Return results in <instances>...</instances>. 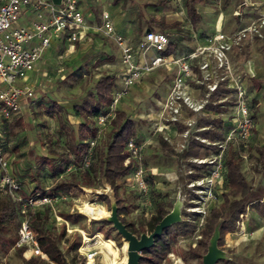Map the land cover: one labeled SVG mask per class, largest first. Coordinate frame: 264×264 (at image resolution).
Instances as JSON below:
<instances>
[{
  "label": "rangeland",
  "instance_id": "rangeland-1",
  "mask_svg": "<svg viewBox=\"0 0 264 264\" xmlns=\"http://www.w3.org/2000/svg\"><path fill=\"white\" fill-rule=\"evenodd\" d=\"M105 1L107 0H76L89 13L91 24H98ZM182 1L158 2V5L164 7L158 16L163 22H178L174 29L166 32L179 41V55L192 50L195 42L206 47L202 54L194 58V75L189 80L191 95L202 106L201 109L196 112L182 111L178 121L165 131L158 132L152 128L156 104L158 100L164 99L175 69H156L148 73L145 80L130 86L116 103V110L123 111L135 124L139 153L134 166L141 169L145 183L144 188L139 189L128 185L123 179L119 190L127 208L123 218L147 233L146 223L154 213L155 204L159 201H171L173 204L178 197L182 203L180 221L185 219L195 224L193 231L187 234L176 231L167 235L162 256L165 252L168 255L162 264H200L206 249L197 248L196 240L208 209L218 204L216 201L221 199L224 191L222 160L227 151L233 150L240 158V169L252 187L260 184L264 186V158L255 151L264 144V1L254 0L257 1V7H254L253 0H245V3L243 0H228L227 6L221 8L220 0H206L197 4L200 18L195 24L189 21ZM116 3L117 0L111 1V7ZM137 4L136 0H123L122 5L125 10L131 6V10L135 11V19L148 20L150 14L145 11V7L144 13H138ZM121 17L117 16L122 24ZM147 26L157 27L156 24ZM117 31L134 39L141 34L142 26L134 33H126L121 26ZM221 46L227 48L223 49L224 57L218 59L211 49ZM50 48L51 53H46V50L41 53L40 70L27 81L33 97L20 104L19 113L7 126L0 127V152L6 163L7 173L20 181L24 189H30L34 184L30 182L28 173L38 166L37 159L40 155L55 159L59 155L71 158L66 149V134L59 128V121L63 122V128L75 129L81 118L74 115L73 104L81 99L98 77L115 75L121 66L115 44L96 33L88 35L81 44L75 43L70 52L64 50L59 40L52 39ZM202 63L205 67L200 66ZM79 65L82 73L80 76L73 73ZM114 83L119 87V79L115 78ZM50 100L60 107L59 119L44 112L43 107ZM207 103L217 105L219 110L205 109ZM242 108L249 117L253 116L250 118V134L245 138L236 129ZM206 116L219 119V122L206 126L220 133V139L214 142L220 146L219 150L215 152L209 148H201L197 157L184 159L182 153L188 140L193 138L196 131L205 127L199 118ZM186 122H190V125L187 126ZM110 129L111 121L100 128L94 153L102 149ZM184 132L188 135L186 139L182 137ZM187 161L207 163V168L205 171H197L200 177L188 180L186 175L193 172V169L187 166ZM218 165L220 168H217ZM69 169L62 177H73L80 185L79 190L57 199L55 214L61 219L70 215L69 219L74 222L75 227L88 233L97 231L102 237L110 239L116 258L122 259L126 241L112 228L105 233L110 227L105 218L114 201L109 186L98 178L96 170H92L90 174L94 185L87 186L81 183V171L75 167ZM215 170L218 171L216 176L212 175ZM42 177L45 185L51 183L50 179L45 178V171ZM209 183L214 200L208 198L206 187ZM261 198H264V194ZM84 207L95 213V217L85 213ZM50 218L58 233L63 222L55 220L53 215ZM77 239L76 232L64 234L61 239L60 250L65 264L71 263L73 251L69 248ZM224 239L220 249L225 258L239 255L246 258L245 264H264V218L253 211L240 217L235 231L227 233ZM185 253H190L186 259L183 258ZM140 256L139 264H149L151 255L148 252L142 251ZM3 258L5 264H20L12 249L4 255L0 253L1 262Z\"/></svg>",
  "mask_w": 264,
  "mask_h": 264
},
{
  "label": "built area",
  "instance_id": "built-area-1",
  "mask_svg": "<svg viewBox=\"0 0 264 264\" xmlns=\"http://www.w3.org/2000/svg\"><path fill=\"white\" fill-rule=\"evenodd\" d=\"M90 27L76 0H61L59 5L53 4L50 0H0V127L17 116L21 103L30 101L33 97V91L27 84L29 74L40 59L41 53L50 46V41L53 38L65 39L66 51H71L74 44L86 36ZM93 27L103 37L110 39L118 49L121 64L118 73L120 85L113 88L111 101L104 113L93 117L95 134L88 140V148L80 164L83 168L88 167L92 160L100 128L114 118L117 111L116 103L130 86L139 83L148 73L160 68L175 69L164 99L157 104L155 120L152 123L155 131H165L173 126L182 111L196 112L202 107L191 95L189 80L194 75L193 60L202 54L205 46L195 42L193 49L182 55L174 51L164 55L161 52L170 44L169 38L166 33L155 30L144 31L136 43L131 45L115 31L107 10H101L99 22ZM226 48L221 46L210 49L218 59H222L223 49ZM200 66L205 67L203 63ZM185 124L189 126L190 122ZM236 129L242 138L250 134L251 119L244 108ZM187 136V132L182 134L184 139ZM191 139H197L205 144L211 143L195 134ZM181 146L183 147V144ZM217 147L219 150L220 146ZM125 149L128 156L123 163L126 164L129 159L135 161L139 153V143L130 139ZM69 168L74 169L70 165L64 173L68 172ZM217 170L212 175H218ZM125 180L132 187L143 189L145 186L139 166H134ZM210 184L206 187L207 194L208 198H212L210 200H214ZM20 189H23L22 185L8 175L6 163L0 152V195L7 194L15 201L20 213V221L10 249L20 250L24 258L35 257L48 264H65L49 259L39 248L30 226L31 213L37 208L47 206L55 220L63 222L65 234L74 232L78 234L77 264H125V259L116 258L115 248L110 239L102 237L97 231L88 233L55 214L54 205L57 199L64 195L48 196L36 193L22 196L18 193ZM216 202L219 203L220 200ZM83 210L90 217L96 215L85 207ZM0 264H5V258Z\"/></svg>",
  "mask_w": 264,
  "mask_h": 264
},
{
  "label": "trees",
  "instance_id": "trees-1",
  "mask_svg": "<svg viewBox=\"0 0 264 264\" xmlns=\"http://www.w3.org/2000/svg\"><path fill=\"white\" fill-rule=\"evenodd\" d=\"M205 1L206 0H184L185 13L192 24L199 19V12L196 5ZM221 5L224 6V0H221ZM155 23L161 31H165V29L177 25V22L166 24L162 20H158ZM172 51H174V45L169 44L161 54L165 55ZM80 70L81 66L79 65L73 73L80 76L82 74ZM114 81L115 75L113 74H105L98 77L81 99L73 104L72 111L74 115L81 118V121L77 123L75 129L63 128V122L59 121V128L62 130V133L66 134V149L68 154L71 155V158L59 155L55 159L53 157L40 155L37 159L39 161L38 166L29 170L28 173L30 182H34L33 186L30 189H20L18 193L22 196L36 193L48 196L66 195L76 189L79 190L80 186L73 177L69 179H64L62 177L67 167L72 165L77 170L81 171V183L87 186L94 185V180L90 174L92 170H96L95 172L98 178L103 180L111 190L116 204L118 219L131 233L138 235L143 229L135 227L123 218L122 215L126 214L127 208L119 195L123 179L126 178L134 168V161L132 159H129L126 164L123 163L128 156V152L125 149L126 143L130 139H134L137 142L133 120L125 115L123 111H116L114 118L111 120V129L108 133V138L102 149L94 153L93 148L92 160L88 167H80L88 148V140L95 134L93 117L104 113L106 107L110 103L112 91L115 87ZM43 108L46 115H55L57 119H59L60 107L55 101L50 100L49 104L44 105ZM205 109L218 111L219 107L207 103L205 104ZM250 118H253V116L251 115ZM199 120L205 128L196 131L194 134L211 143L205 144L197 139H190L182 153L184 159L197 157L201 148H209L215 152L218 151V147L214 142L220 139V133L206 126L211 123L219 122V119H211L206 116L200 117ZM8 122L2 126H7ZM160 141L164 144L162 139H160ZM255 151L259 156L264 158V144L256 148ZM222 163L225 180L224 191L221 193L220 202L216 206L210 207L203 218V222L199 228V237L196 240L197 248L206 249L208 239L216 225L219 232L216 245L222 248L225 235L235 231L240 217L247 211H253L259 217L264 218V198H261V195L264 194L263 184L255 187L251 186L240 169V158L233 150L227 151ZM186 164L191 170L193 169V172L186 175L188 180L200 177L201 175L197 173V171H205L207 168V163L187 161ZM44 171L45 178L51 180V183L48 185H45L42 181V173H44ZM16 181L22 185L20 181ZM171 206V201H159L155 204L154 213L146 223L148 232H150L160 218L170 210ZM50 215L52 214L47 206L35 209V211L31 213L30 226L35 233L39 248L47 254L49 259L56 263H64L63 254L60 250V242L65 234L64 224L60 226L58 233H56L55 225ZM181 215H183L182 212ZM69 216L70 215H65L63 219L73 224L74 222L69 219ZM19 221L20 213L17 203L7 194L0 195V253L3 255L11 248L14 240V232L18 227ZM106 223L109 224L108 222ZM110 228L112 227H108L105 233H107ZM194 228L195 224L185 219L164 228L160 235L153 239V244L150 249L146 251L151 255V259L148 261L149 264H157L160 258L158 264H162L165 261L168 252H165L163 256L162 252L165 248L168 234H174L176 231H179L181 234H187L193 231ZM78 243L79 236L76 241L71 243L69 248V250L73 251L70 264H77L76 248ZM14 252L20 260V264H48L35 257L24 258L21 251L18 249L14 250ZM187 255L189 256L190 253H185L183 258L186 259ZM245 261H247L246 258L234 255L229 258L219 259L215 264H245Z\"/></svg>",
  "mask_w": 264,
  "mask_h": 264
},
{
  "label": "crops",
  "instance_id": "crops-1",
  "mask_svg": "<svg viewBox=\"0 0 264 264\" xmlns=\"http://www.w3.org/2000/svg\"><path fill=\"white\" fill-rule=\"evenodd\" d=\"M111 1H113V0H107V1H105V4H104V7L105 8H107V6H108V8L107 9H105V8H103L102 10H107V12L109 13V17H110V20H111V22H112V24H113V26H114V29H115V31L117 32V33H119L117 30H118V27L119 26H121L122 27V29L126 32V33H134V32H136L137 31V29H139V27L140 26H142V32H141V34L138 36V37H136V38H132L131 36H125V35H122L124 38H125V40L129 43V44H131V45H134L135 43H136V41L142 36V34H143V32L144 31H146V30H155V31H161V30H159L158 29V25L155 23L156 21H158V20H161V19H159V12L161 11V9L162 8H164V7H161V5H158V2H160V3H163L164 2V0H136V2H138V8L140 9H138L137 11H138V13H144L145 11H147L149 14H150V18L148 19V20H146V19H135V17H134V15H135V11H133V10H131V6H129L126 10H125V7H123V0H117V3L116 4H114V6L113 7H111V4H110V2ZM259 1H264V0H259ZM183 2V7H184V11H185V6H184V0L182 1ZM227 2H228V0H224V6H222L221 5V0H220V4H219V7H221V8H224V7H226L227 6ZM243 2L245 3V0H243ZM253 3H255V5H253L254 7H257V1H254L253 0ZM201 4V3H200ZM79 6V5H78ZM197 6V5H196ZM144 7H145V11H144ZM79 8L81 9V11H82V13H83V15H84V18H85V20H86V22L89 24V26H91L90 27V29L88 30V33L86 34V36L83 38V39H81L80 41H78L77 43L79 44H81L83 41H85V39H87L88 38V35H91V34H93V33H96V34H98L100 37H102V38H105V37H103L99 32H97L96 30H94V25H96L95 23L94 24H91L89 21H90V17H89V13H87L86 11H84L80 6H79ZM89 9V8H88ZM197 10H198V8H197ZM199 12V11H198ZM132 14V15H131ZM118 15H120V16H122L121 17V20H122V24H121V22H119L118 21V18H117V16ZM199 18H200V13H199ZM99 19H100V14H99ZM199 20V19H198ZM163 21V20H162ZM172 22H177V21H169V22H167V21H165L164 23H166V24H168V23H172ZM197 22V21H196ZM195 22V23H196ZM194 23V24H195ZM157 25V27H154V26H147V25ZM177 25H178V22H177ZM176 25V26H177ZM176 26H174V27H176ZM174 27H169V29H165V31H162V32H164V33H166V35L168 36V38H169V41H170V44H172V45H174V52L176 53V54H178L177 53V49H178V45H179V41H177L176 39H174V38H172L171 36V34L169 33V32H166L167 30H170V29H174ZM120 34V33H119ZM121 35V34H120ZM105 39H107V38H105ZM53 40H59L61 43H62V45H63V47H64V50L66 51V48H67V42L65 41V39H62V38H53ZM108 40H110V39H108ZM111 41V40H110ZM46 50V53L48 52V51H50V53H51V48H50V46L47 48V49H45ZM71 51H73V50H71ZM67 52H70V51H67ZM179 55V54H178ZM118 60H119V58H118ZM41 62H42V58L40 57V59L36 62V64H35V66H34V69L30 72V74H29V79H30V76H32V75H35V73L36 72H38L39 70H40V67H41ZM159 70H162V68H160ZM118 73H119V71L115 74V78L116 79H118ZM147 78V75L146 76H144L140 81H139V83L141 82V81H143V80H145ZM138 84V83H137ZM160 100H158V102H159ZM158 104V103H157ZM156 104V105H157ZM248 212V211H247ZM230 233V232H229Z\"/></svg>",
  "mask_w": 264,
  "mask_h": 264
},
{
  "label": "water",
  "instance_id": "water-1",
  "mask_svg": "<svg viewBox=\"0 0 264 264\" xmlns=\"http://www.w3.org/2000/svg\"><path fill=\"white\" fill-rule=\"evenodd\" d=\"M50 1L56 5L61 3V0ZM177 200L178 197L173 202L170 210L160 218L150 232H141L138 235L131 233L118 219L115 201L111 203L105 221L110 224L121 239L126 241L125 264H139L141 259L140 253L150 249L153 244V239L159 236L164 228L180 221V210L175 206ZM218 234V227L216 225L208 239L206 251L201 256L200 264H215L217 260L225 259L223 251L216 245Z\"/></svg>",
  "mask_w": 264,
  "mask_h": 264
},
{
  "label": "bare ground",
  "instance_id": "bare-ground-1",
  "mask_svg": "<svg viewBox=\"0 0 264 264\" xmlns=\"http://www.w3.org/2000/svg\"><path fill=\"white\" fill-rule=\"evenodd\" d=\"M181 204H182V203H181V201H179V200L175 202V206H176L180 211H181ZM117 256H118V255H117ZM125 256H126V250H125V255L122 256V260H124Z\"/></svg>",
  "mask_w": 264,
  "mask_h": 264
}]
</instances>
